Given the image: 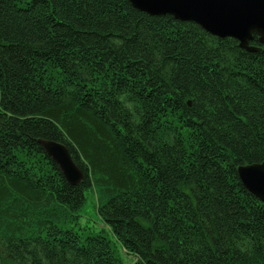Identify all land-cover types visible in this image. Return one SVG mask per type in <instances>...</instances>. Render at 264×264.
Returning a JSON list of instances; mask_svg holds the SVG:
<instances>
[{
  "label": "trees",
  "instance_id": "trees-1",
  "mask_svg": "<svg viewBox=\"0 0 264 264\" xmlns=\"http://www.w3.org/2000/svg\"><path fill=\"white\" fill-rule=\"evenodd\" d=\"M250 46L127 0H0V264H264V203L237 174L264 162ZM87 191L114 242L68 228Z\"/></svg>",
  "mask_w": 264,
  "mask_h": 264
},
{
  "label": "water",
  "instance_id": "water-1",
  "mask_svg": "<svg viewBox=\"0 0 264 264\" xmlns=\"http://www.w3.org/2000/svg\"><path fill=\"white\" fill-rule=\"evenodd\" d=\"M133 8L149 16H171L198 25L218 38H231L248 52H259L250 46L253 37L264 47V0H127ZM70 185H77L82 173L66 147L50 140H38ZM243 187L264 203V162L237 168Z\"/></svg>",
  "mask_w": 264,
  "mask_h": 264
},
{
  "label": "rangeland",
  "instance_id": "rangeland-1",
  "mask_svg": "<svg viewBox=\"0 0 264 264\" xmlns=\"http://www.w3.org/2000/svg\"><path fill=\"white\" fill-rule=\"evenodd\" d=\"M95 205L96 201L94 193L92 191H87L85 193L84 206L79 212V221L73 226H68V228L83 235H96L99 232L104 231L103 235L111 242H114V239L108 232V229L100 221V218L95 210ZM122 258L124 260V264H133L134 260L131 256H127L122 253Z\"/></svg>",
  "mask_w": 264,
  "mask_h": 264
}]
</instances>
